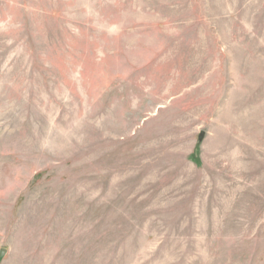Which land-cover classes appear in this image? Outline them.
Masks as SVG:
<instances>
[{
  "label": "rangeland",
  "instance_id": "obj_1",
  "mask_svg": "<svg viewBox=\"0 0 264 264\" xmlns=\"http://www.w3.org/2000/svg\"><path fill=\"white\" fill-rule=\"evenodd\" d=\"M0 264H264V0H0Z\"/></svg>",
  "mask_w": 264,
  "mask_h": 264
},
{
  "label": "water",
  "instance_id": "obj_2",
  "mask_svg": "<svg viewBox=\"0 0 264 264\" xmlns=\"http://www.w3.org/2000/svg\"><path fill=\"white\" fill-rule=\"evenodd\" d=\"M4 252H5L4 250H1V251H0V259L3 257Z\"/></svg>",
  "mask_w": 264,
  "mask_h": 264
}]
</instances>
